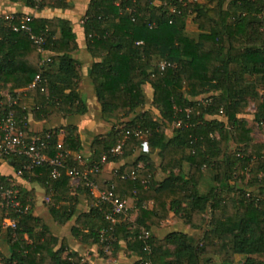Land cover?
<instances>
[{
  "label": "trees",
  "instance_id": "trees-1",
  "mask_svg": "<svg viewBox=\"0 0 264 264\" xmlns=\"http://www.w3.org/2000/svg\"><path fill=\"white\" fill-rule=\"evenodd\" d=\"M26 6L70 8L66 0H26ZM7 16L0 17V121L14 113L29 139L49 137L50 157L60 143L69 153L59 179L52 178L49 165L22 177L43 190L58 226L77 218L73 236L99 246L103 256L107 246L114 255L120 242L128 240L129 249L141 258L138 264H264V144H253L244 118L252 101L253 121L264 127V0H92L82 23L88 51L98 60L89 77L111 130L95 138L84 166L77 161L84 150L77 127L33 133L26 125L28 99L34 100L38 121L89 112L79 93L83 70L73 58L80 48L72 23L33 18L32 33L44 40L52 59L45 65L31 34L14 30L31 16L17 13L13 21ZM191 18L198 27L195 37L187 32ZM125 132L131 137L122 154L111 155ZM144 140L149 155L140 151ZM155 154L168 176L162 182L156 181ZM0 161L16 173L28 165L17 155H0ZM111 163L124 165L106 172ZM73 168L88 170V181L100 191L114 188L117 195L135 198L137 224L146 232L174 213L202 236L171 233L158 239L149 233L144 239L143 233L128 231L124 216L108 222L111 207L94 197L85 180L73 183L68 174ZM11 179L0 173L2 183ZM20 189L23 205L30 209L8 216L16 221L15 230L3 229L8 217L0 209V233L9 248V256L0 254V264H83L34 214L31 192ZM82 196L89 206L86 213L79 211ZM149 201L153 211L145 208ZM239 256L244 260L238 263Z\"/></svg>",
  "mask_w": 264,
  "mask_h": 264
},
{
  "label": "crops",
  "instance_id": "crops-1",
  "mask_svg": "<svg viewBox=\"0 0 264 264\" xmlns=\"http://www.w3.org/2000/svg\"><path fill=\"white\" fill-rule=\"evenodd\" d=\"M92 0H66L70 5L68 9H44L42 11L31 9L26 6V0H19L16 3L10 0H0V17L4 15H15L17 13H22L24 15H29L34 19H54L59 18L72 23L74 32L77 35V41L80 48L78 54L74 55L73 58L82 63L83 78L80 83L79 93L84 98L87 106L88 113L85 116L76 117H65L58 116L51 121H38L33 116V108L35 106L33 99H28L26 101V108L28 111L27 126L29 130L33 133H43L45 131L62 129L68 126H74L78 129L79 139L82 143L84 150L81 152L83 154L78 155L89 159L92 155V143L98 136H103L109 133L111 130L110 124L102 119L101 107L96 98L95 88L92 85V80L89 77V69L92 67L94 62L98 60L94 59L89 53L87 48V40L85 32L82 26L83 19L87 14L88 8ZM200 1V0H199ZM202 1V0H201ZM190 24H193L192 22ZM194 25V24H193ZM189 27L187 26V32ZM152 91L148 89L149 98L152 97ZM7 97V91L4 92ZM65 137L64 132L61 131L59 138L63 140ZM138 155L129 160V163L134 162ZM152 159L156 166V181L162 182L168 176L160 169L161 159L158 154L152 156ZM124 163L116 164L111 163L105 167V171L112 173L116 172ZM140 167L144 164L140 163ZM0 173L6 177H12L16 179L19 186L23 189H27L31 192V197H33V203H35L34 214L37 217L42 218L46 224L51 228L53 234L59 238L60 244L62 241H66L70 249V252H77L83 258V264H138L141 261L139 255L135 254L129 249V241L123 240L120 242L121 249L114 255L112 253L101 255V248L97 245H92L91 243H84L80 238H75L72 234V229L76 226L77 218H74L71 222L65 226H58L54 221L53 217L49 213L47 207V199L43 190L35 184L30 183L23 178L16 177V171L14 167L4 161H0ZM75 184V182H73ZM94 197L97 198L98 193L95 192ZM121 198L125 199L128 203L130 212L129 217L126 219L128 224V231L131 234L146 232L144 228H140L137 224L138 221V206L137 201L133 197H124L119 195ZM30 207V206H29ZM145 208L148 211H153L154 202L149 201L145 204ZM79 211L81 213H86L89 211L88 202L85 197L80 198ZM1 222V220H0ZM3 229H5V220L2 222ZM151 235L158 239H164L171 233H184L190 236H195L200 238L203 234L201 231H196L185 225L181 221L174 217V213H170L169 218H166L160 222L159 226H151L149 232ZM0 254L3 256H9L8 244L5 241L4 234L0 233ZM67 253L64 254L65 257ZM244 260L243 257H238L237 262Z\"/></svg>",
  "mask_w": 264,
  "mask_h": 264
},
{
  "label": "built area",
  "instance_id": "built-area-1",
  "mask_svg": "<svg viewBox=\"0 0 264 264\" xmlns=\"http://www.w3.org/2000/svg\"><path fill=\"white\" fill-rule=\"evenodd\" d=\"M6 19L13 21L14 17L12 15H8ZM32 21L33 17H26L23 19L21 27H16L14 30L16 32L20 30L29 32L32 40L38 47V52L45 55L42 64H50L52 63V59L48 57L44 51V40L32 33V28L30 26ZM161 67L162 69H165L167 64L162 63ZM39 79L40 77H37V81H39ZM177 126L179 127L180 124ZM0 131V155H17L26 158L28 161V165L16 173L17 178H22L24 176V172H32L34 169L41 168L46 165H49L52 168L53 179H59L61 177L62 170L65 168V161L69 156V153L64 150L61 143L57 147V154L54 157H50L47 154L49 150V143L47 142V139H49V137L45 140L39 136H33L29 139L22 128L18 125L14 113H10L4 120L0 121ZM134 135L143 139L141 132H136ZM130 137L131 133L125 132L123 134V140L117 145V147L111 150V155L122 154L124 145ZM140 151L144 155L150 154L148 141L144 140L141 143ZM77 161L81 166H84L85 163L82 156H78ZM105 161L106 158L102 160L103 163H105ZM89 173L90 172L88 170L82 172L79 168H73L68 171V174L73 178L75 183H80L81 180H85L90 191L93 194L97 192V198L102 203H106L111 207V213L106 216V220L108 222L115 224L120 216H124L127 219L130 212L127 201L117 195L114 188L108 192L100 191L93 182L88 181ZM47 202H49V199H47ZM0 209L5 211L7 217L11 213L26 214L30 209L29 206L26 207L23 205L22 192L18 182H16V179L14 178L9 180L8 184L0 181ZM5 225L6 227H10L14 230L17 228L16 221L9 217L5 220ZM102 234L103 236L105 235V233ZM142 236L144 239H148L150 234L148 232H143ZM103 242L109 244L111 239L104 236ZM105 253H111L109 246L105 248Z\"/></svg>",
  "mask_w": 264,
  "mask_h": 264
},
{
  "label": "rangeland",
  "instance_id": "rangeland-1",
  "mask_svg": "<svg viewBox=\"0 0 264 264\" xmlns=\"http://www.w3.org/2000/svg\"><path fill=\"white\" fill-rule=\"evenodd\" d=\"M200 2H203V0ZM193 18H191L187 26L189 27L188 29V34L191 37H195L198 34V27L194 24H190L192 22ZM256 112V107L254 102L250 101L248 102L247 108H246V116L244 117L248 123L249 128L251 129V136L254 141L253 144H264V127L260 126L258 123L253 121V115ZM222 121H227L226 118L221 117ZM170 136H172V133H169ZM78 183V182H77ZM75 183V185H77Z\"/></svg>",
  "mask_w": 264,
  "mask_h": 264
}]
</instances>
